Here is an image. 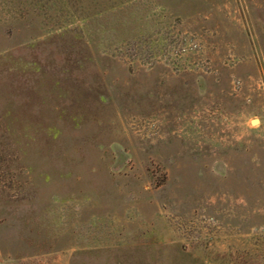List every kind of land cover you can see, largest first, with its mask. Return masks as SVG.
<instances>
[{
	"label": "rangeland",
	"instance_id": "obj_1",
	"mask_svg": "<svg viewBox=\"0 0 264 264\" xmlns=\"http://www.w3.org/2000/svg\"><path fill=\"white\" fill-rule=\"evenodd\" d=\"M0 264H264V0H0Z\"/></svg>",
	"mask_w": 264,
	"mask_h": 264
},
{
	"label": "water",
	"instance_id": "obj_2",
	"mask_svg": "<svg viewBox=\"0 0 264 264\" xmlns=\"http://www.w3.org/2000/svg\"><path fill=\"white\" fill-rule=\"evenodd\" d=\"M254 121H256V120H252V123H253Z\"/></svg>",
	"mask_w": 264,
	"mask_h": 264
}]
</instances>
